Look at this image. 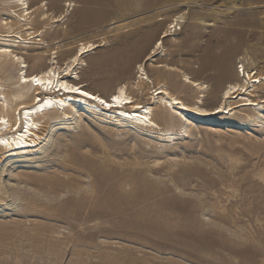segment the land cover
Returning <instances> with one entry per match:
<instances>
[{
	"label": "rangeland",
	"instance_id": "rangeland-1",
	"mask_svg": "<svg viewBox=\"0 0 264 264\" xmlns=\"http://www.w3.org/2000/svg\"><path fill=\"white\" fill-rule=\"evenodd\" d=\"M44 3L34 0L23 21L21 7L0 0V33L34 37L33 43H19L28 73L35 71L31 54H44V69L63 68L80 42L96 43L69 73L77 83L106 98L126 84L143 98L137 66L144 63L173 94L208 110L215 106L216 90L218 103L224 100L234 80L230 68L237 73L242 65L245 74L264 75V0ZM60 14L66 16L57 20ZM173 19L185 22L171 36ZM160 38L158 55L147 59ZM7 53L0 54V83L17 86L23 66ZM201 93L204 103L198 102ZM263 96L264 88L258 89L257 98ZM233 110L238 113L195 121L190 137L174 144L93 116L66 126L86 133L78 155L70 149L80 137L59 136L51 121L29 160L0 163V264H264V122L249 121L254 111ZM63 140L70 143L62 146ZM67 168L84 173L76 176ZM65 173L78 179L53 191L29 183L37 175L50 181ZM105 182L125 188L124 203L118 210L94 204L93 229H87L75 220L84 207L71 201L85 193L96 196Z\"/></svg>",
	"mask_w": 264,
	"mask_h": 264
},
{
	"label": "bare ground",
	"instance_id": "bare-ground-1",
	"mask_svg": "<svg viewBox=\"0 0 264 264\" xmlns=\"http://www.w3.org/2000/svg\"><path fill=\"white\" fill-rule=\"evenodd\" d=\"M33 1L11 0L13 4L21 7L25 13L20 17V20H27L25 16L31 13V3ZM44 2L45 0H42V4L47 6ZM67 5L71 7L74 6V3L70 1ZM65 16V14H60L56 19L59 20L58 18H64ZM174 20L184 21L182 19ZM32 39H34L32 36L24 38L20 35L12 36L11 33H0V54L6 53L8 55L7 52H10L13 56V62L20 61L23 66L17 86L15 84H6L5 82L0 83V163L5 158H10V161L29 160V153L32 154V151H39V147L45 139L44 135L53 120L55 121L51 124L52 128L54 131H61L59 136H71L73 134L80 137L77 145L70 149L71 153H76L77 155L83 153L81 147L84 143L83 135L86 133L74 132V130L67 129L66 126L83 120L91 121L93 116L98 115L112 122L115 126H123V128L131 132L135 129L134 132L138 131L144 138L158 139L164 143L173 142V144L190 137L188 129L192 127L195 121L203 122L209 116L236 115L238 112L233 110L236 107L243 111L255 112L254 117L248 116L249 121L256 124L264 122V96L261 100L257 98V90L264 88V75L260 74L259 71H248L245 74L246 69L244 68V80H241L242 74L240 70L236 73L233 68H230V76L234 80L224 89V100L220 103H218L219 90H216L215 106L209 110L201 107L200 104H190L173 94L166 85H161V83L156 81L155 77L149 75L144 63L137 66L138 77L142 80L137 88H140L139 91L142 90L143 98L136 90L129 89L126 84L120 85L116 91L112 92L111 96L106 98L107 95L93 91L84 83H77V78L69 76V73L74 71L79 65L82 57L87 54L85 52L95 49L99 46L98 44L80 42L74 59L63 68L51 66L44 69V54H41L42 52L36 55L31 54L29 61L33 64L35 71L28 73L30 65L21 56L19 43H33ZM163 40L162 38L157 40L147 59L153 60L158 55V50L164 43ZM159 66H163V64L160 63ZM184 79L197 88L204 89L205 87L204 83L194 81L188 75H185ZM12 85L13 88L9 89ZM40 86L47 89V91L43 92ZM38 94L42 97L38 98ZM89 98L98 99L101 103H111V108L109 111H105L107 109H104V107V110H100ZM204 98L205 94L201 93L198 97V102L204 103ZM85 99L89 100L85 102ZM88 103L95 108V111L81 108L84 105L88 106ZM232 104L236 106L230 108ZM18 110L19 115L17 113ZM96 111H100V113ZM165 122L169 123V125H165ZM69 143V141L63 140L62 146H66ZM85 143L87 144L86 140ZM32 147L34 148L32 149ZM31 156L33 157V155ZM87 163L86 161L85 164L87 165ZM67 169L78 174L84 173L72 168ZM77 173H75L76 176L78 175ZM76 176L65 173L63 177L57 180L48 181L46 175H37V177L30 178L29 183L36 186L39 185L42 188H49L53 191L57 187L68 185L72 180L78 179ZM88 177L89 179L91 178L90 176ZM89 182L90 180L87 184L91 186V182ZM105 185L107 189L103 190ZM103 186H101V190H98L97 195L94 197L93 194L85 193V195L74 198L71 201L74 204L81 203L84 207L76 212L75 220L76 222L77 220L83 221L81 225H84L87 229H93L94 204L95 209L118 210L124 203V201L121 203L123 199L121 197L125 196V188L122 185L116 187L105 182ZM115 191L120 196H116ZM144 200L137 199L136 202L141 203Z\"/></svg>",
	"mask_w": 264,
	"mask_h": 264
},
{
	"label": "built area",
	"instance_id": "built-area-1",
	"mask_svg": "<svg viewBox=\"0 0 264 264\" xmlns=\"http://www.w3.org/2000/svg\"><path fill=\"white\" fill-rule=\"evenodd\" d=\"M183 24L184 21L173 19L172 23L169 24V27L167 29V35H171V36L178 35L182 31ZM240 68H241L240 72L243 75L242 65L240 66Z\"/></svg>",
	"mask_w": 264,
	"mask_h": 264
}]
</instances>
